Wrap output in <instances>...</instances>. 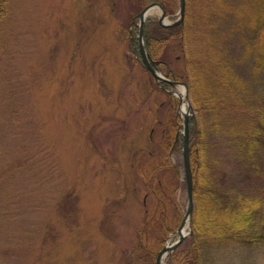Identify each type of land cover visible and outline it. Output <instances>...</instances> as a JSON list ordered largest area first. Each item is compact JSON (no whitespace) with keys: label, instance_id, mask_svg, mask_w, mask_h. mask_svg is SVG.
<instances>
[{"label":"rangeland","instance_id":"rangeland-1","mask_svg":"<svg viewBox=\"0 0 264 264\" xmlns=\"http://www.w3.org/2000/svg\"><path fill=\"white\" fill-rule=\"evenodd\" d=\"M228 1L235 7L244 2ZM5 2L0 18V264H156L142 258L139 245L145 212H153L155 198L138 167L154 169L164 160L155 175L177 185L166 211L173 228L161 239L157 228L151 231L157 257L179 238L188 206L183 102L175 94L184 86H161L145 67L139 18L128 23L129 0ZM160 13L148 17L158 20ZM210 19L219 30L239 20L228 9L221 16L213 12ZM243 33L237 31L231 43L240 46ZM238 50L236 57L242 53ZM181 55L176 47L168 61L184 72ZM246 64L239 67L248 80L251 63ZM158 70L166 76L165 64ZM248 84L264 97L262 76ZM191 104L185 109L190 121L196 120L190 135L192 128L206 130L209 156L222 177L217 180L231 198L262 199L254 221L262 231L264 146L244 160L228 134L213 127L212 115L201 118ZM174 122L177 141L168 150ZM190 230L188 223L180 244L183 256L190 249L189 241L183 245ZM209 245L206 264H264V242ZM170 255L165 264H171Z\"/></svg>","mask_w":264,"mask_h":264},{"label":"trees","instance_id":"trees-1","mask_svg":"<svg viewBox=\"0 0 264 264\" xmlns=\"http://www.w3.org/2000/svg\"><path fill=\"white\" fill-rule=\"evenodd\" d=\"M129 1L132 10L128 23H132L131 20L151 2H160L167 15L178 10V0ZM5 9V0H0V18ZM227 9L235 11L239 20L232 21L225 30H219L216 21L210 19L211 14L216 12L221 16ZM241 29L245 31L242 44L239 46L231 43L236 32ZM144 37L154 66L159 69L160 63L165 64L169 79L187 83L189 96L201 118L209 112L213 127L228 134L244 160L250 159L256 150L264 146V97L253 94L248 84L251 81L258 82L260 76L264 78V0H244L237 7L228 0H187L183 23L163 26L157 20L148 18ZM176 47H180L182 52L184 72L169 65L168 54ZM240 48L242 53L236 57L235 52ZM244 63H251V78L248 80L241 73L244 68L239 67ZM195 121L191 118V125ZM170 124L168 150L177 141L176 124ZM200 124H203V120ZM192 134L190 156L194 180L193 231L183 243H190L186 256H183L181 245L178 246L170 255L171 264H206L204 251L210 247L209 242H242L250 246L264 242V229L258 232L254 227L262 199L231 198L227 189L217 180L222 177L216 173L215 160L209 156L206 130L203 126L198 130L192 128ZM163 163L164 160L154 169L148 164H140L138 167L147 189H150L155 198L153 212L146 210L144 224L139 232L140 249L145 254L142 258L152 263H155L159 246L153 247V243L150 244L151 231L157 228V238L161 239L174 226L169 225L166 211L173 202L172 191L177 185L158 180L155 174L160 170L159 164ZM176 257L179 260L174 263ZM146 263L142 261L139 264Z\"/></svg>","mask_w":264,"mask_h":264},{"label":"water","instance_id":"water-1","mask_svg":"<svg viewBox=\"0 0 264 264\" xmlns=\"http://www.w3.org/2000/svg\"><path fill=\"white\" fill-rule=\"evenodd\" d=\"M159 7L161 9V13L159 15V22L162 25L170 26V25H179L184 22L185 13H186V0H179V11H178V17L170 21L166 15L165 7L159 3V2H152L148 4L139 14V33H138V44L139 49L141 53L142 61L145 65V67L151 72V74L154 76L156 81L161 84V81L169 82L172 85H178L181 84L184 86L185 90V98L189 104V107L192 108L191 100L188 93V85L183 81H177V80H170L166 76H164L161 72H159L153 65L144 40V24L147 20V17L149 15V11L152 8ZM135 20V19H134ZM184 119H183V156H184V169H185V177H186V186H187V197H188V206L187 210L184 216V219L180 225V227L177 229L179 238L172 243L171 245H165L163 248L159 251L157 257H156V264H165L166 259L169 257V255L185 240L187 234L183 231L184 224L186 219L189 221V225L191 227V230L189 234L192 233V214L194 209V180H193V170L191 165V158H190V119H189V113L187 111H183Z\"/></svg>","mask_w":264,"mask_h":264},{"label":"bare ground","instance_id":"bare-ground-1","mask_svg":"<svg viewBox=\"0 0 264 264\" xmlns=\"http://www.w3.org/2000/svg\"><path fill=\"white\" fill-rule=\"evenodd\" d=\"M154 11H158L159 13L161 12V10H160V8L159 7H155V8H152V9H150V11H149V14H151V13H153ZM139 14V13H138ZM147 48V47H146ZM152 61V60H151ZM153 63V62H152ZM154 65V64H153ZM155 67V66H154ZM182 90H183V93H182V90H181V92H177V94H179V96L181 97V99H182V108H181V110H182V112L183 111H185V109H186V103H187V100H186V98H185V95H184V87H182L181 88ZM188 223H189V221H188V219H186V221H185V224H184V228H183V231L184 232H186V229H187V226H188Z\"/></svg>","mask_w":264,"mask_h":264}]
</instances>
